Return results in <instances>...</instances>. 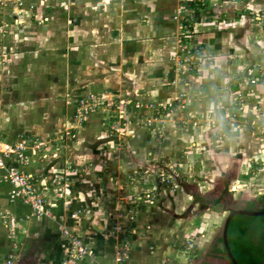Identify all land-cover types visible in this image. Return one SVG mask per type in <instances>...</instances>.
Wrapping results in <instances>:
<instances>
[{
    "label": "crops",
    "instance_id": "crops-1",
    "mask_svg": "<svg viewBox=\"0 0 264 264\" xmlns=\"http://www.w3.org/2000/svg\"><path fill=\"white\" fill-rule=\"evenodd\" d=\"M196 1L75 0L65 12L56 3L0 0V139L11 144L25 134L47 145L20 169L45 182L57 203V218H38L11 200L10 184L2 186L0 264H64L61 224L93 252L82 264H115L123 236L130 245L123 264H184L182 246L199 244L191 235L202 238L207 227L184 218L205 205L179 181L204 197L228 190L244 204L264 194V168L248 178L249 165L264 160V139L246 128L218 144L216 129L202 124L185 134L173 116H164L162 134L142 127L139 116L117 118L122 103L132 115L137 104L165 108L178 94L200 89L206 99L177 109L184 119L224 118L226 107L242 99L264 104V83L247 84L264 75V0H201L199 18L190 6ZM183 23L191 31L185 43L204 47L207 59L203 74H182L181 81L173 57L183 51L177 45ZM93 95L106 105L78 127L77 103ZM143 107V114L154 113ZM113 113L115 122L128 120L119 144L109 130ZM59 189L65 199L57 201ZM79 210L89 215L70 220Z\"/></svg>",
    "mask_w": 264,
    "mask_h": 264
},
{
    "label": "built area",
    "instance_id": "built-area-1",
    "mask_svg": "<svg viewBox=\"0 0 264 264\" xmlns=\"http://www.w3.org/2000/svg\"><path fill=\"white\" fill-rule=\"evenodd\" d=\"M16 1L21 3L23 0ZM259 83H264V75H262L260 78L257 77L248 80L247 82V84L252 87L257 86ZM204 99H206V94L200 91L198 95L178 94L174 102L172 104H168V106H166L165 108H160L153 104H137L135 106L136 113H132V117L133 115L141 117L140 124L142 127L153 129L155 128L159 133V130L162 132L164 128V116H173L175 119L178 118L179 123L185 126L188 122L183 118V114L177 111V109L184 110L187 102L199 101ZM105 103L106 101H104L103 98L94 95L80 100L77 103L76 111L77 118H79V123L82 124L85 117L103 108L106 105ZM240 105V112L239 114L237 113V117L233 116L229 119V116L226 114L228 109H226L224 111V118L220 116H216V118H213L212 120H201L199 118H193L194 128L197 126H201L203 123L205 130L213 128L216 129L218 134L217 139L222 140L226 137L227 132L236 129V122H242V120L240 119H246L243 118V115H246L247 117H249V119H247L246 121L249 122L250 128L264 133V104L259 105L260 109L258 110L263 109L262 111L255 110L254 112H252L253 115L251 116V119V114L244 110L242 104ZM143 106H146V110L153 111L154 113L152 114V116L156 117H151L149 115L146 116L145 114H143V112L140 111L143 110ZM116 112L117 117L119 115L121 119H123L127 115H131L129 110L125 107V105H123V103L117 106ZM144 115L145 118L143 119ZM109 129L111 134H119L118 132H116L113 125ZM46 147L47 145L34 141L29 137H21V139H18L11 144L3 142L0 139V197L2 186L5 183H8L12 188V190L9 192L11 200L19 201L29 205L33 214L38 218L54 220L55 218H57L56 214L54 213L57 207V203L49 201L46 190L43 189L45 182L39 180L33 174L21 171L20 169L21 167L26 166L29 163L30 153H36L37 151L46 149ZM163 181L170 184L167 179H163ZM53 194L57 198V201L59 199H65L62 189L54 191ZM149 196L150 195H148L147 197ZM82 213H85V215H89V212H83L79 210L77 213H73L71 215L70 220L79 221ZM59 230L64 237L63 242L67 249V257L64 264H82L86 258L93 257L94 254L91 251L90 247L85 242V240L76 233L75 230L67 227L64 224L60 225ZM123 238L125 241L128 240L127 236H123ZM129 251L130 245L122 243L117 248L115 259L116 264L125 263L129 255ZM14 257L15 256H11L10 258L12 259Z\"/></svg>",
    "mask_w": 264,
    "mask_h": 264
},
{
    "label": "rangeland",
    "instance_id": "rangeland-1",
    "mask_svg": "<svg viewBox=\"0 0 264 264\" xmlns=\"http://www.w3.org/2000/svg\"><path fill=\"white\" fill-rule=\"evenodd\" d=\"M14 1L15 0H2V4L3 3L4 4H6V3L11 4ZM38 2L40 4V6L47 5L48 4L47 2L50 3V6H52L53 3H56L55 7L58 8L59 11L60 10L61 11L64 10L65 12H68V8L70 6L76 5L75 0H51L52 3L50 2V0H38ZM184 24H186V23H183V26H184V31L183 32L184 33L177 37V45H178V48L180 50H184L186 53L182 51L180 55H177V56L173 57L174 65L176 67V70H177L178 74L181 77V81L182 80H186V79H184V77H182V74L186 75L187 73H189V74L193 75L195 71H199L200 74H203L202 66H203L204 61L207 59L206 58L207 56H205V48L204 47L198 46V45L194 46V45H192L190 43H188V44L185 43V41H190V38L186 37V36H189L191 31H190V26L184 25ZM181 46L183 47V49H182ZM192 52H194V53H192ZM262 72H264V70ZM200 90H196L190 95H194V94L198 95ZM202 92L205 93L203 90H202ZM205 94L207 95V93H205ZM241 102H242V106H243L244 110H246V112H249V114H251L250 115V119L252 118L251 116L253 115L252 112H254L255 110L260 109L259 105L261 104V102L257 106L256 105H247V103L244 102V99H242ZM240 106L241 105H239L238 107H235V106L226 107V108H228V111H227L226 114L229 116V119L231 117H233L235 114L236 115H237V113L239 114V112H240L239 107ZM262 110L263 109L258 110V111H262ZM236 115L234 117H236ZM149 116L156 117V116H152V114H150ZM131 117H132V115H130L129 121L131 120ZM245 118L246 119H243L244 121H242V122H236L237 127L239 126L238 128H241V126H242V127L246 128L248 130V133L250 135L254 136V138L264 139V133H261L258 130L251 129L250 125H249V122L246 121L247 119H249V117L246 116ZM200 119L202 120L203 117H201ZM208 119H210V118H208ZM112 120H113V127L115 128L116 132H118L119 134H111V133L110 134L113 135V137L117 138V141H118V144H119L120 140L122 138L123 139L125 138L124 137V135L126 133L125 123L128 120H123L122 121L121 119L120 120L116 119L117 122H115L114 113H113V119ZM186 120H189V121H187L188 123L185 126H183L182 128L178 127V130L182 131L185 134H188L189 133V129L192 126L191 127L192 131L193 132L197 131V127L194 128V124H193L194 119L193 118H190V119L186 118ZM229 122H231V121H229ZM80 125H82V124L79 123L78 127H81ZM121 126H123V127H121ZM110 127H112V125H110ZM158 134H162V132L159 130ZM72 136H73V134H72ZM217 136H218V134L216 133V137ZM21 137H29V138L33 139L34 141H37V142L40 143V140L38 138H36L34 136H31V135H25L24 134V135L20 136L18 139H21ZM227 138L231 139L230 131L226 135L225 138H223L222 140H218V144L226 141ZM262 151H264V148L262 149ZM255 158L256 157H253L252 159L255 160ZM29 163H30V161H29ZM255 165H254L253 168L251 167V165H249L248 168L250 169L249 172L251 174L248 176V178L249 177H255V174L259 172L258 169L259 168L261 169V167L264 168V160L263 161L262 160L258 161V163H255ZM168 181H170V180H168ZM179 183L180 184H184L183 186H185L184 187L185 191H188V192H190L192 194H195V195L201 193V189H199V188L197 189V187L194 186V185H191V184H189V183H187V182H185L183 180L179 181ZM165 184L168 185V186L170 185L167 182ZM171 186H169V187H171ZM232 188L233 187L230 186L229 190L233 191ZM230 193L234 194L232 192H230ZM207 195H208L207 196L208 199H212V198H216V197L220 196L221 194L214 190V192H211V194L209 193ZM233 196L235 197V195H233ZM263 196H264V194L261 196L262 199H264ZM261 197L256 199V203L257 204H258L259 201L262 202V200H260ZM237 202H240L242 206L244 205L243 201L239 200ZM205 207L208 208L209 206H204V207H200V206L194 207L193 206V207H191V209H189V211L184 216V218L187 219V220L189 219V217L193 218L194 223L192 224V227H194V225H196L198 222H200V224H202V225H198L197 228H201V226H204V225L207 227V230H206V233H205L206 237L204 236V237L200 238L201 235H198V236L194 235V234L191 235V238L193 237L194 240H196V241L201 240L199 244H195V242L191 239V240L187 241V243H185L182 246V250H183L182 258H184V260L186 259V263L184 262V264H204L206 262L207 258H208V253L213 249V246H214L215 242L218 240V238L222 237L223 227H224L225 221H226L229 213L225 212L221 206L216 211H210V210H208ZM209 209L212 210L214 208H209ZM207 224H209V226ZM122 238L123 237L120 238L121 243H125V244L128 245L129 244L128 236H127V239H128L127 241H125L124 238L123 239ZM115 264H116V262H115Z\"/></svg>",
    "mask_w": 264,
    "mask_h": 264
},
{
    "label": "trees",
    "instance_id": "trees-1",
    "mask_svg": "<svg viewBox=\"0 0 264 264\" xmlns=\"http://www.w3.org/2000/svg\"><path fill=\"white\" fill-rule=\"evenodd\" d=\"M194 7L195 17L200 16V8L204 7L201 0H197ZM199 6V8H198ZM196 204L205 206L222 205L224 211L234 210L264 211V199L241 205L233 198V194L225 190L218 198L208 199L201 194L192 195ZM264 198V196H263ZM262 206V207H261ZM229 245L238 264H264V217H235L229 228ZM204 264H232L226 252L223 238H218L213 249L208 253Z\"/></svg>",
    "mask_w": 264,
    "mask_h": 264
},
{
    "label": "water",
    "instance_id": "water-1",
    "mask_svg": "<svg viewBox=\"0 0 264 264\" xmlns=\"http://www.w3.org/2000/svg\"><path fill=\"white\" fill-rule=\"evenodd\" d=\"M237 216L264 217V211L259 212V211H250V210H234L228 214V217L223 227L222 238L226 252L232 264H238V262L236 261L229 245V228L232 220Z\"/></svg>",
    "mask_w": 264,
    "mask_h": 264
}]
</instances>
